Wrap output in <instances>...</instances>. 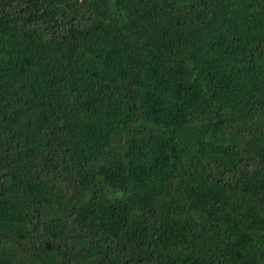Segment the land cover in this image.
I'll use <instances>...</instances> for the list:
<instances>
[{
    "label": "trees",
    "instance_id": "1",
    "mask_svg": "<svg viewBox=\"0 0 264 264\" xmlns=\"http://www.w3.org/2000/svg\"><path fill=\"white\" fill-rule=\"evenodd\" d=\"M0 264H264V0H0Z\"/></svg>",
    "mask_w": 264,
    "mask_h": 264
}]
</instances>
